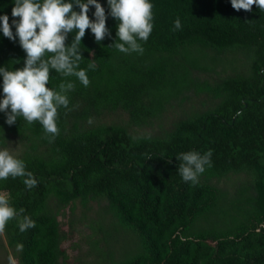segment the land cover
Masks as SVG:
<instances>
[{
	"label": "trees",
	"instance_id": "16d2710c",
	"mask_svg": "<svg viewBox=\"0 0 264 264\" xmlns=\"http://www.w3.org/2000/svg\"><path fill=\"white\" fill-rule=\"evenodd\" d=\"M191 93L208 104L139 131ZM14 138L17 264H69L59 214L92 202L95 264H264V0H0V149Z\"/></svg>",
	"mask_w": 264,
	"mask_h": 264
},
{
	"label": "rangeland",
	"instance_id": "374dc122",
	"mask_svg": "<svg viewBox=\"0 0 264 264\" xmlns=\"http://www.w3.org/2000/svg\"><path fill=\"white\" fill-rule=\"evenodd\" d=\"M221 70V67L218 68ZM225 72L217 73H201L198 74L199 78L209 81L217 80L221 76H224ZM207 95L200 94L195 96L191 93V98L187 102H183L181 106L173 104V107H170L162 118L161 121H156L152 126L144 127L139 129L140 132H147L155 134L159 132L162 126L170 124L176 118L182 116L183 112H189L191 110L203 109L205 105L203 102L207 103ZM208 104V103H207ZM128 121V115L125 112L117 111L115 113L109 114L103 118V122L108 124H126ZM23 150L22 144L17 141V139H11L7 145L0 149V158H7L12 156L19 155ZM244 179V176L232 177L230 179L223 180L220 183L222 188L230 189L233 188L235 184L240 183ZM103 205V204H102ZM97 202H92L89 204V210H85L80 204L76 206L74 213H71L69 209L63 210L59 214V221L61 223V228L63 231L69 234V238L63 242V247L67 249L69 255V264H95V257L92 254H89V238L88 235L91 234V230L87 226V218H82L85 214L89 219L99 220L102 215L101 207ZM63 212H66L64 214ZM106 221H109L110 218L103 216ZM76 221L73 227L70 226L71 220ZM81 219V221H78ZM78 221V222H77ZM6 237L3 232L0 231V263L1 264H17V259L12 254V251L6 248Z\"/></svg>",
	"mask_w": 264,
	"mask_h": 264
}]
</instances>
